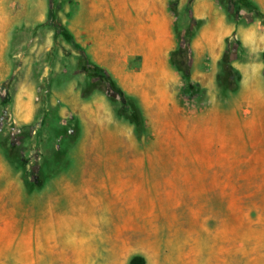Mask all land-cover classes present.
<instances>
[{
  "label": "rangeland",
  "instance_id": "1",
  "mask_svg": "<svg viewBox=\"0 0 264 264\" xmlns=\"http://www.w3.org/2000/svg\"><path fill=\"white\" fill-rule=\"evenodd\" d=\"M149 1L164 83L122 39ZM0 33V264H264V0H0Z\"/></svg>",
  "mask_w": 264,
  "mask_h": 264
},
{
  "label": "crops",
  "instance_id": "2",
  "mask_svg": "<svg viewBox=\"0 0 264 264\" xmlns=\"http://www.w3.org/2000/svg\"><path fill=\"white\" fill-rule=\"evenodd\" d=\"M149 12L146 13L144 11L143 16V31L142 35H138L134 33L131 37L126 36L122 37V39H129L133 44V47H136L135 54L141 53L143 56H145V51L150 52L152 50L155 54L154 56L161 59L162 63L164 64L165 71L168 70L167 60L170 59L171 52V43H172V36L173 34L170 31V27L167 25V20L164 16L168 15L165 11H162V14L160 12L159 7L155 6L154 1H149ZM164 12V13H163ZM141 41V43H140ZM115 40H112L108 37V39L105 40V43L103 46V52L105 57L107 56H113L114 54L118 55L120 60L122 62L125 60V42L121 41V43L118 46H114ZM143 45L144 48H140ZM142 46V47H143ZM175 46V45H174ZM173 46V47H174ZM8 50V35L4 33H0V62L3 61V58L7 55ZM125 50V51H124ZM114 57V56H113ZM111 68H116V65L112 63L113 65H110V61H106ZM106 64V63H105Z\"/></svg>",
  "mask_w": 264,
  "mask_h": 264
},
{
  "label": "bare ground",
  "instance_id": "3",
  "mask_svg": "<svg viewBox=\"0 0 264 264\" xmlns=\"http://www.w3.org/2000/svg\"><path fill=\"white\" fill-rule=\"evenodd\" d=\"M154 54L155 53L152 50H150L149 53L145 51L144 70L147 78L151 80L156 77L160 80V82L162 81L163 83L169 81V79L166 77L164 64L162 63L161 59H159L157 56L155 57Z\"/></svg>",
  "mask_w": 264,
  "mask_h": 264
},
{
  "label": "trees",
  "instance_id": "4",
  "mask_svg": "<svg viewBox=\"0 0 264 264\" xmlns=\"http://www.w3.org/2000/svg\"><path fill=\"white\" fill-rule=\"evenodd\" d=\"M178 55H179L178 51H175L172 53L171 56H172L173 62H175V63L179 62L178 64L186 70V68H187L186 62L183 61V59L181 62L178 61V58H179ZM234 72H235V69L233 67H231L229 64H226L225 69H224L223 74H222L223 81L225 82L226 85H228L232 89H236V87H237V83L234 81V76H235ZM188 76H189V74H188ZM109 80H110L112 86H115L114 75L111 74L109 76Z\"/></svg>",
  "mask_w": 264,
  "mask_h": 264
}]
</instances>
